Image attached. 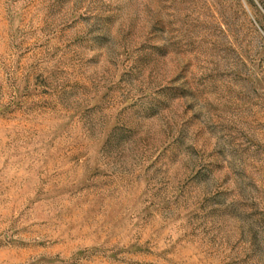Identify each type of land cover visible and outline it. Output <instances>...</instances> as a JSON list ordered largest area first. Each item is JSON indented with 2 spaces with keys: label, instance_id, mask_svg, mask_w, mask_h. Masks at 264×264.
Instances as JSON below:
<instances>
[{
  "label": "rangeland",
  "instance_id": "rangeland-1",
  "mask_svg": "<svg viewBox=\"0 0 264 264\" xmlns=\"http://www.w3.org/2000/svg\"><path fill=\"white\" fill-rule=\"evenodd\" d=\"M0 264H264V0H0Z\"/></svg>",
  "mask_w": 264,
  "mask_h": 264
}]
</instances>
